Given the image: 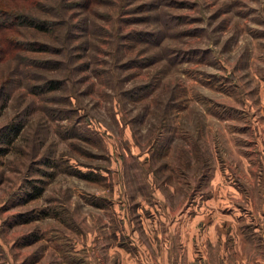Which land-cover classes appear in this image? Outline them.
Instances as JSON below:
<instances>
[{
    "label": "rangeland",
    "instance_id": "obj_1",
    "mask_svg": "<svg viewBox=\"0 0 264 264\" xmlns=\"http://www.w3.org/2000/svg\"><path fill=\"white\" fill-rule=\"evenodd\" d=\"M68 2L22 36L61 41L60 71L0 34V131L26 124L0 137V264H224L264 231V0Z\"/></svg>",
    "mask_w": 264,
    "mask_h": 264
},
{
    "label": "trees",
    "instance_id": "obj_2",
    "mask_svg": "<svg viewBox=\"0 0 264 264\" xmlns=\"http://www.w3.org/2000/svg\"><path fill=\"white\" fill-rule=\"evenodd\" d=\"M9 5L3 6L0 4V34L6 31L4 38L8 43L11 44V51H17L15 56L21 55L22 58L31 60V62L41 71H60L63 69V62L59 58L63 55L65 48L63 44H51L38 40V38H25L22 37L24 34L29 33L38 35V33L43 34H53L57 30L61 31V23L65 19L56 21L52 17L64 15V9H70L71 5L69 0H8ZM86 4H89L87 2ZM84 11H88V8H83ZM91 9V8H90ZM89 9V10H90ZM83 20V19H82ZM86 28V25L84 26ZM141 32V31H139ZM140 36H155L154 32L142 31L139 33ZM4 35V34H3ZM2 35V36H3ZM1 36V37H2ZM141 39V38H140ZM3 42V39H1ZM145 43L151 44L148 39L144 40ZM4 43V42H3ZM0 45H3L0 43ZM88 50V46L84 47V51ZM1 52L4 50H0ZM46 53L50 55L44 58H30L26 56L29 52ZM24 53V56H22ZM20 54V55H19ZM132 60H130L131 62ZM149 61V60H148ZM146 62H142L140 65L143 66ZM139 65V67H140ZM123 69V67H121ZM100 75V74H98ZM108 76V75H107ZM38 84L32 86V93L35 95L43 94H54L58 91H66L68 78L63 76H46L44 74H39ZM147 88L148 86H143ZM144 88V89H145ZM67 96V95H64ZM26 124L18 119L6 125L0 131V137L3 143L6 145H12L23 133ZM86 177V176H84ZM38 189V188H37ZM43 194V189H38L32 194L31 199H37Z\"/></svg>",
    "mask_w": 264,
    "mask_h": 264
},
{
    "label": "crops",
    "instance_id": "obj_3",
    "mask_svg": "<svg viewBox=\"0 0 264 264\" xmlns=\"http://www.w3.org/2000/svg\"><path fill=\"white\" fill-rule=\"evenodd\" d=\"M262 211L264 213V210ZM256 219L260 221L264 220V217L258 216ZM241 228L242 227L240 226L239 229H237L240 230L239 238H235V240L233 241V251L228 250L229 254H227L225 248H222V246L220 247V255H218L220 258V260L218 259L219 263L223 262L224 264H264V231L263 233L261 232L262 235L258 236L259 229L255 228L253 236L250 235L249 237H247L245 236L244 232H242ZM225 241V238L217 240V242H220L221 244H225ZM259 246H262V248H260ZM223 249L225 250L224 254H222V252H224ZM231 252L233 253L231 254ZM207 259L208 258L204 256L201 263L210 264L209 260Z\"/></svg>",
    "mask_w": 264,
    "mask_h": 264
}]
</instances>
